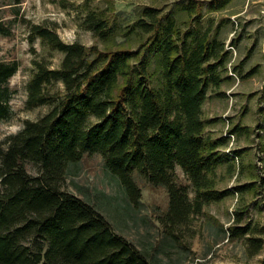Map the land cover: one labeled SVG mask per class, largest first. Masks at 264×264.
Wrapping results in <instances>:
<instances>
[{
	"label": "trees",
	"instance_id": "trees-1",
	"mask_svg": "<svg viewBox=\"0 0 264 264\" xmlns=\"http://www.w3.org/2000/svg\"><path fill=\"white\" fill-rule=\"evenodd\" d=\"M20 2L0 0V35L11 34L13 22L25 24L33 54L26 107L48 109L0 139V264H170L174 255L182 264L194 253L200 216L219 236L216 243L240 241L247 260L264 252V222L249 215L250 203L264 197V175L255 161H245V147L226 151L231 137L249 127L231 122L227 134L217 133L211 126L220 119L203 111L212 91L225 95L220 88L232 77L231 53L219 37L224 19L204 20L201 0H183L168 10L145 5L123 24L113 0L102 6L83 0L71 5L79 26L96 38L86 45L64 41L55 21L25 18ZM230 2L212 0L208 10ZM5 5L12 20L3 18ZM55 52L61 54L56 66ZM19 65L0 59V119L11 115L9 78ZM85 153L100 154L125 205L103 190L92 198L73 182L83 196L68 189ZM176 166L189 184L178 181ZM135 171L168 193L155 242L130 239L112 222L118 208L140 207ZM233 177L234 186L225 184ZM230 196L237 200L228 225L205 214L210 203ZM256 264H264V254Z\"/></svg>",
	"mask_w": 264,
	"mask_h": 264
},
{
	"label": "rangeland",
	"instance_id": "rangeland-1",
	"mask_svg": "<svg viewBox=\"0 0 264 264\" xmlns=\"http://www.w3.org/2000/svg\"><path fill=\"white\" fill-rule=\"evenodd\" d=\"M83 0H22L20 2L21 14L32 22L55 21L59 36L67 42L79 40L91 45L96 38L90 30L79 26L77 12L71 4H78ZM108 0H92L94 5H105ZM183 0H113L114 14L117 19L125 24L134 20L142 7L155 5L164 9H173L175 4ZM203 3L204 20L209 16L220 18L224 23L220 28L219 37L225 40L226 47L230 50L231 60L228 64L231 78L227 80L220 90L225 92L222 97H217L213 91L206 99L203 111L205 117L220 119L211 126L217 133L227 134L231 122H239L249 127V132L238 137H231L227 152L238 151L245 147L247 154L245 161L253 160L258 166L257 174L264 175V107L260 99L264 86V0H231L227 7L220 11H209L208 6L212 0H201ZM3 18L12 20L14 14L9 5L4 6ZM12 33L0 35V59H17L20 65L10 78L9 85L15 90L11 100V115L0 119V139L18 131L27 119H35L48 109L47 105L34 108L26 107V83L30 76L31 45L27 39L25 24L16 21L11 25ZM34 46L41 51L39 39ZM61 54L54 53L52 63L58 65ZM233 67L236 68L234 71ZM255 71L251 72L252 69ZM253 69V70H254ZM15 129V131H13ZM231 156V154H230ZM179 182L189 184V180L181 167L176 166ZM248 172L244 171L240 181L248 180ZM133 177L140 189V207L137 210L118 208V217H113L112 222L118 225L121 231L130 239L139 237L155 242L159 236L158 214H162L168 207V193L164 186L156 185L139 174ZM235 177L226 180L225 184L234 186ZM87 190L90 197L95 198L96 191L103 190L112 196L114 204L125 205L123 194L119 191L116 182L105 173L100 154L85 153L81 160V170L78 175L68 178V189L83 196L73 184ZM190 197L193 190L189 189ZM236 196H230L220 202L210 203L205 207V214H211L225 226L230 223L231 213L235 205ZM249 215L255 220L264 222V197L261 193L256 201L250 203ZM205 218V217H204ZM200 216L194 220V228L198 233L192 239L194 253H189V258L182 264H256L258 258L264 254L262 251L257 256L247 260L243 254L240 241L226 239L218 241L213 231ZM210 231V232H209ZM180 257L174 255L170 264H179ZM42 264V263H40Z\"/></svg>",
	"mask_w": 264,
	"mask_h": 264
},
{
	"label": "clouds",
	"instance_id": "clouds-1",
	"mask_svg": "<svg viewBox=\"0 0 264 264\" xmlns=\"http://www.w3.org/2000/svg\"><path fill=\"white\" fill-rule=\"evenodd\" d=\"M13 131H15V129H13Z\"/></svg>",
	"mask_w": 264,
	"mask_h": 264
}]
</instances>
